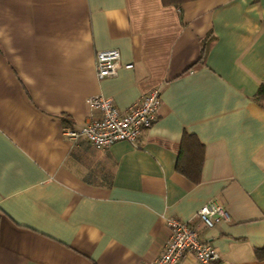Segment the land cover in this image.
Listing matches in <instances>:
<instances>
[{"label":"crops","instance_id":"crops-1","mask_svg":"<svg viewBox=\"0 0 264 264\" xmlns=\"http://www.w3.org/2000/svg\"><path fill=\"white\" fill-rule=\"evenodd\" d=\"M106 49L121 65L99 79ZM262 85L264 0H0V264H151L170 217L216 248L207 264H264ZM157 87L137 145L65 135L88 97L126 110ZM214 199L230 219L207 227Z\"/></svg>","mask_w":264,"mask_h":264},{"label":"built area","instance_id":"built-area-1","mask_svg":"<svg viewBox=\"0 0 264 264\" xmlns=\"http://www.w3.org/2000/svg\"><path fill=\"white\" fill-rule=\"evenodd\" d=\"M121 52L106 49L97 53L99 79L117 75L121 65ZM133 68V64H126ZM161 89L153 88L141 96L126 110H121L114 100L103 95L90 96L86 100V122L80 128H66L65 135L72 141L85 138L96 149L126 141L137 145L143 132L149 129L158 117L161 105ZM198 220L207 227H214L230 216L222 202L217 199L203 205ZM170 239L164 244L161 254L151 264H180L187 253H192L199 263L207 264L219 259V253L211 243L203 242L196 224L176 217L167 220Z\"/></svg>","mask_w":264,"mask_h":264},{"label":"trees","instance_id":"trees-1","mask_svg":"<svg viewBox=\"0 0 264 264\" xmlns=\"http://www.w3.org/2000/svg\"><path fill=\"white\" fill-rule=\"evenodd\" d=\"M189 1H193V0H162L163 4L164 5H172V6H175V7H178V8H181L182 5L186 2H189ZM256 101L264 107V85L260 86L256 96ZM66 128H76L74 126H67ZM194 139L191 138V136H186L185 139L183 140L182 142V145H181V152H185L187 150V146H188V142L190 141H193ZM200 148L202 149V145H200ZM201 159L199 158L198 160V164H200L201 162ZM179 168L181 169L182 172H185L188 173V167L186 166V164L183 162H181ZM260 257L264 256V251L260 252L259 254Z\"/></svg>","mask_w":264,"mask_h":264}]
</instances>
